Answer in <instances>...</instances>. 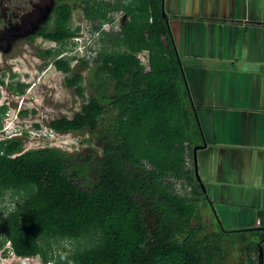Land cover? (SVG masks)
<instances>
[{"label": "trees", "instance_id": "trees-1", "mask_svg": "<svg viewBox=\"0 0 264 264\" xmlns=\"http://www.w3.org/2000/svg\"><path fill=\"white\" fill-rule=\"evenodd\" d=\"M75 10L92 34L111 21L112 12L129 17L109 42L100 40L88 79L94 94L85 97L82 75L54 61L69 72L64 84L83 103L48 127L94 136L100 156L82 158L52 147L24 151L21 137L0 139V199L6 193L17 197L12 208L0 207V250L9 244L16 257H37L43 264H225L223 235H207L198 222L202 192L192 150L200 132L161 0H58L52 26L39 32L55 44L38 51L44 65L72 52L70 40L80 30L72 29ZM104 43L121 51L109 55ZM143 50L148 69L138 59ZM26 86L16 82L8 89L23 95ZM6 108L0 106V120ZM247 252L257 249L250 245Z\"/></svg>", "mask_w": 264, "mask_h": 264}, {"label": "crops", "instance_id": "crops-1", "mask_svg": "<svg viewBox=\"0 0 264 264\" xmlns=\"http://www.w3.org/2000/svg\"><path fill=\"white\" fill-rule=\"evenodd\" d=\"M162 7L204 145L198 222L225 246L228 234L248 236L238 237L240 257L252 245L254 264H264V0H161Z\"/></svg>", "mask_w": 264, "mask_h": 264}, {"label": "rangeland", "instance_id": "rangeland-1", "mask_svg": "<svg viewBox=\"0 0 264 264\" xmlns=\"http://www.w3.org/2000/svg\"><path fill=\"white\" fill-rule=\"evenodd\" d=\"M46 1L40 0V3ZM7 2L8 0H0L1 12L4 11V7H7ZM46 3H49V0ZM50 7H52V4L48 8ZM32 11L21 14L19 16L20 21H12V25H6V28L0 32V44L4 45L0 49H5L4 54L3 52L0 53V77L4 81V85L0 86V106L5 105L7 107L0 120V139L7 138V135L16 134L22 138L24 151L32 148L52 147L74 156L79 155L82 158L92 153L98 159L100 148L94 136L87 133L58 134L53 133L48 127V122L53 119L70 118L75 112L79 111L83 103L73 92V89L67 88L64 84L65 76L69 72H77L82 75L85 97L94 94V89L89 86L88 80L94 72V64L90 61L87 66L83 67L81 63H75L64 56L60 61L64 64L63 69L64 67L68 68L69 72L65 73L63 69L56 68L54 61L58 60L57 57L48 59L47 64L44 65L45 61L37 56L38 51L53 48L55 44L50 41H41L39 38L33 40L32 43L25 41V37L34 32L33 27L36 24L32 20L35 15ZM77 23L82 24V26L86 24L81 20V11L75 10L71 25L75 27L74 25H77ZM110 32H114V30L110 29L103 32L100 35L98 45L93 42L92 47L95 46L100 49V40L103 37L106 42H109ZM3 36L8 37V41H5V38L2 39ZM104 45L110 47L109 53H107L109 55L112 52L121 51L116 46H110L109 43H104ZM146 52V50H143L138 55V59L148 69ZM16 82L27 85L23 95H14L9 92V84H15ZM35 124L39 125L38 129L34 127ZM14 129L15 131H13ZM188 191L189 188L185 190V193ZM16 199L17 197L13 196L12 193H6L0 199V207L4 209L12 208ZM122 202L126 208H132L131 201L127 198H122ZM148 221L151 223L153 219L148 217ZM193 224L195 225V222ZM238 237L244 239L248 236L228 234L225 238L228 241L226 246L222 245L226 258L225 264H249L247 259L256 262L258 254L255 252L249 254L246 250L242 252L244 256L241 255L240 257L241 249H238V244H236L239 241ZM62 245L67 248L70 247L67 243ZM1 252L0 250V264H43L37 257L17 258L12 255L4 259Z\"/></svg>", "mask_w": 264, "mask_h": 264}, {"label": "built area", "instance_id": "built-area-1", "mask_svg": "<svg viewBox=\"0 0 264 264\" xmlns=\"http://www.w3.org/2000/svg\"><path fill=\"white\" fill-rule=\"evenodd\" d=\"M106 1H114V0H106ZM109 16L111 18V21L104 23L98 30H96L92 34L91 25L84 19V16L81 11V20L86 24L82 26V24L80 25L77 23V25H74L75 27L72 26V29H75L77 27L80 28V30L70 40V43L74 44V46L72 47L73 48L72 52L70 53L64 52L61 55L57 56V59L64 58V56L68 58H70L71 56H75V59L71 60L75 63L79 62L80 59L87 63L93 61V59L97 56L98 51L100 50L98 49V47L95 46L92 47V45L94 44L93 42H95V44L98 45L100 35L103 32H107L111 29L112 31L114 30V32H110V33L114 34L120 30V27L123 25V23L129 22V17L122 11L112 12Z\"/></svg>", "mask_w": 264, "mask_h": 264}, {"label": "flooded vegetation", "instance_id": "flooded-vegetation-1", "mask_svg": "<svg viewBox=\"0 0 264 264\" xmlns=\"http://www.w3.org/2000/svg\"><path fill=\"white\" fill-rule=\"evenodd\" d=\"M44 2V0H42ZM48 1V0H47ZM46 1V2H47ZM40 3V0H8L6 3L7 7H4V11H0V32L1 30L6 28V25H12V21H20V15L29 12L31 10L34 15V22L36 23L33 27L34 32L25 37V41L32 43L36 38L41 39V41H47L43 39L39 32L45 27L52 26V19L54 17V10L56 5L58 4V0H49V3ZM52 4V8L50 9L49 14L45 16L46 11L48 10L49 5ZM23 16V15H22ZM17 21V22H18ZM18 24V23H17ZM24 34V33H23ZM5 38V41H8V37L3 36L2 39ZM9 43V42H8ZM4 47L3 44H0ZM7 45V44H6ZM5 53V49H0V53ZM2 54V55H3ZM38 56V54H37ZM42 61H45L43 58L38 56Z\"/></svg>", "mask_w": 264, "mask_h": 264}, {"label": "water", "instance_id": "water-1", "mask_svg": "<svg viewBox=\"0 0 264 264\" xmlns=\"http://www.w3.org/2000/svg\"><path fill=\"white\" fill-rule=\"evenodd\" d=\"M52 7H50V8H48V10L46 11V13H45V16L47 15V14H49V12H50V9H51ZM162 16L165 18V13H164V11H163V7H162ZM204 145H197V146H195L194 148H193V150H192V159H193V169H194V175H195V177H196V180H198V182L200 183V178H199V175H198V163H197V151L200 149V148H202ZM202 189H203V187H202ZM259 258L261 259V261L263 260V251H262V249L260 248L259 250Z\"/></svg>", "mask_w": 264, "mask_h": 264}, {"label": "clouds", "instance_id": "clouds-1", "mask_svg": "<svg viewBox=\"0 0 264 264\" xmlns=\"http://www.w3.org/2000/svg\"><path fill=\"white\" fill-rule=\"evenodd\" d=\"M72 46H74V44L70 43V48H71V49H73ZM1 106H2V105H1ZM13 131H15V129H14ZM3 132H4V131H3ZM12 136L19 137V136L16 135V134H15V135H12ZM7 137H10V136L7 135ZM6 249H7L8 252L6 251V253H4L3 250H6ZM8 249H9V244H6V245L2 248V250H1V251H2L1 254H2V256H3L4 259H5V258H8V256H12V255H14V254H12L11 252H9ZM14 256H15V255H14ZM15 257H16V256H15ZM17 258H18V257H17Z\"/></svg>", "mask_w": 264, "mask_h": 264}]
</instances>
